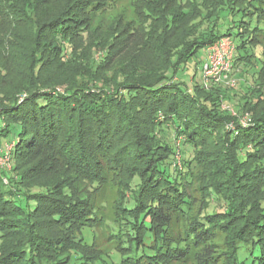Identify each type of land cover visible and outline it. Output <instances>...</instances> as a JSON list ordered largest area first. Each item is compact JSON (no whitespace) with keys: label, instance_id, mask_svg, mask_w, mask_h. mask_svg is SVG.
<instances>
[{"label":"trees","instance_id":"trees-1","mask_svg":"<svg viewBox=\"0 0 264 264\" xmlns=\"http://www.w3.org/2000/svg\"><path fill=\"white\" fill-rule=\"evenodd\" d=\"M7 1L17 8V28L26 25L34 38L20 86L13 96L0 93V142H14L15 160L13 173L0 170V264L103 261L83 250L96 252L81 233L95 219V193L119 171L132 193L121 212H142L152 233L138 264H264V0H135L145 19L141 47L152 59L129 65L111 63L106 54L93 57L85 69L74 68L65 90L41 77L43 53L56 49L63 67L72 40L101 39L99 24L91 23L107 0ZM26 7L35 10L37 23ZM224 12L232 21L224 22L227 31ZM119 22L109 39L134 32ZM224 35L236 43L237 74L253 69L252 82L243 79L238 91L207 90L202 82L189 90L170 77ZM258 44L260 58L249 51ZM2 63L0 73L8 74ZM234 100L235 115L222 107ZM168 123L175 128H164ZM177 134L184 139L185 170L173 173ZM197 168L203 171L194 173ZM136 224L142 228L138 220L131 228Z\"/></svg>","mask_w":264,"mask_h":264},{"label":"rangeland","instance_id":"rangeland-1","mask_svg":"<svg viewBox=\"0 0 264 264\" xmlns=\"http://www.w3.org/2000/svg\"><path fill=\"white\" fill-rule=\"evenodd\" d=\"M134 1L135 0H107L109 5L103 12L95 14L91 23L92 28H95V26L99 24V28L101 29L100 36H102V38L96 40L77 38L72 40V52L71 55L67 57V62H65V65L63 64V67L61 66L62 63L56 49L50 52L45 51L42 59H45L47 65L41 69V77L49 76L50 80L55 79L58 83L56 87L60 90H65L69 84L68 82L75 80L74 68L85 69L88 67L89 60L93 57L98 60L103 54H106L108 58H110L111 63L128 62L129 65L134 61L143 63L144 61L151 60L152 52L150 49L146 46L145 48L141 47L144 46L145 43V33L141 27L145 19L138 17ZM56 3V0H52L51 6ZM36 8L37 7H35V10ZM16 11L17 8L10 6L7 0H0V59H7L9 57L7 62L5 60L3 63L0 61L2 63L1 65L8 69V74L3 72L0 73V93L6 97L13 96L16 92L15 88L20 86L19 83H21L20 81L23 79L24 71L27 70V64H29V60H31L29 59V54L34 38V34L28 31L25 23H22L25 26H21L20 29L17 28L18 22L15 18ZM34 11L31 7H26V14L29 16L31 22L37 23L36 13ZM234 17L236 21L240 18L239 15ZM118 19L121 20V23L119 22V28H122L125 24V26H127L126 28H128L127 24H131L134 32L125 34L123 38L119 37L120 39L116 38L115 40H111L109 37L114 33V21ZM220 22L222 28L224 27V22L227 23V27L230 26L232 21L227 12L223 13ZM260 24L261 27L264 28V21ZM226 28H223V30L227 31ZM123 32L124 31L120 30V34ZM14 49L19 56L15 57L13 55L12 52ZM249 51L250 53L256 54L257 58H260L262 56L263 46L258 44L254 49L249 47ZM23 53L25 56L22 55ZM205 59L206 52L204 49H200L182 68L177 69L176 72L171 70L170 77L173 76L177 82L183 81L185 83L184 87L187 85L189 90H191L196 82H202V67ZM74 62L77 63L71 68L66 64H74ZM237 68L238 66H234L232 74L239 78V82H244L242 81L243 79L246 80L245 83L252 82L253 78L256 76L253 74V69H251L241 78L239 74H237ZM239 85L238 83L236 87H233L234 89L236 88L235 91H238ZM215 86L216 85H211L209 88L204 87V89L209 90ZM222 86L227 87L225 85ZM237 104L238 102L235 100L226 103V105H229L234 110H237ZM164 117L165 116H162L163 119ZM157 120L160 121V118ZM165 127H170L171 129L175 128L171 123L164 125V128ZM12 133L11 137H16L15 132ZM171 138L173 140L171 144L172 147L178 149L174 157L175 159L172 158L171 160V171H173V173L176 172V167L183 168L182 170L184 171L183 156L180 153L183 149L182 145L184 139L178 134L176 136L173 135ZM191 156L192 150H188L187 157ZM12 163L15 164V160H12ZM201 171H203V169L197 168L194 173ZM7 172L13 173V167ZM127 180V176H125L122 171H119V173L111 176L107 184L103 188L98 189V192L94 195L93 218L95 219L89 223V226H86L82 230L81 234L86 243L90 244L96 252L94 253L93 250L86 249V247L83 248V250L90 255L97 254L98 252L104 258V262L98 261L96 264H138V261L141 262L139 254H142V258L145 260L143 255L150 251L148 247L153 243L151 231L147 230L144 227L145 225L143 226L145 218L142 212H138L134 217L130 216L125 211L121 212L120 206H122L123 199H132L130 190H125ZM3 181L8 183V180L7 182L5 180ZM199 199L200 197L195 201ZM33 204L34 202L31 201V205ZM199 205L200 202L198 201V203L194 205V209H192L195 214ZM133 220H138L142 228H140L138 224H136L134 229L131 228ZM60 234L62 235V233ZM112 237H114V239H112Z\"/></svg>","mask_w":264,"mask_h":264},{"label":"built area","instance_id":"built-area-1","mask_svg":"<svg viewBox=\"0 0 264 264\" xmlns=\"http://www.w3.org/2000/svg\"><path fill=\"white\" fill-rule=\"evenodd\" d=\"M236 43L230 35H224L218 38L215 42L210 44L205 52L206 59L202 67V85L209 88L211 85H225L229 88L236 87L239 79L235 78L233 73L234 58L236 53ZM223 108H229L233 114L236 112L233 109L223 104ZM241 123L245 126L250 123V116L248 114L241 118ZM234 127L233 124L229 125ZM14 142H0V170L9 171L12 168V151ZM7 182V178H4Z\"/></svg>","mask_w":264,"mask_h":264},{"label":"crops","instance_id":"crops-1","mask_svg":"<svg viewBox=\"0 0 264 264\" xmlns=\"http://www.w3.org/2000/svg\"><path fill=\"white\" fill-rule=\"evenodd\" d=\"M238 70V69H237ZM238 72H239V70H238ZM235 76V75H234ZM236 77V76H235ZM237 79H238V77H236Z\"/></svg>","mask_w":264,"mask_h":264}]
</instances>
